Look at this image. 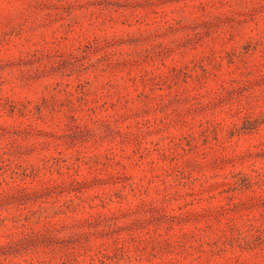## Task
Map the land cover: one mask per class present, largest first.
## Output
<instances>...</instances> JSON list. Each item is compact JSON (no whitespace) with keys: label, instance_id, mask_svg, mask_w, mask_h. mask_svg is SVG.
Returning <instances> with one entry per match:
<instances>
[{"label":"rangeland","instance_id":"rangeland-1","mask_svg":"<svg viewBox=\"0 0 264 264\" xmlns=\"http://www.w3.org/2000/svg\"><path fill=\"white\" fill-rule=\"evenodd\" d=\"M0 264H264V0H0Z\"/></svg>","mask_w":264,"mask_h":264}]
</instances>
